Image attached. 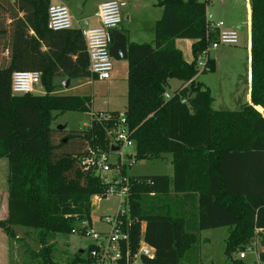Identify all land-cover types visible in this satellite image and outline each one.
<instances>
[{"label": "trees", "instance_id": "trees-1", "mask_svg": "<svg viewBox=\"0 0 264 264\" xmlns=\"http://www.w3.org/2000/svg\"><path fill=\"white\" fill-rule=\"evenodd\" d=\"M249 2L250 103L240 110H214L209 89L195 80L174 90L169 100L163 98L170 79L182 85L192 80L197 58L214 39L207 28L208 0H158L162 16L153 43L127 44L123 111L135 157L173 158L172 177L128 179L130 221L124 225L134 253L144 223V241L155 250L154 259H144L145 264H201L200 232L222 227L229 228L224 253L231 264H244L232 255L253 236L259 239L264 262V0ZM48 6V0H33L27 17L33 34H26L24 47V31L14 33L9 61L0 67V158L8 165L7 216L0 229L9 238H15V226L38 230L45 247L37 256L43 264H56L52 247H46L47 235L80 233L78 226L90 223V198L105 196L109 185L77 160L89 146L106 148L102 124L93 122L89 131L77 134L64 130L60 154L55 155L51 113H89L91 99L53 94L56 78L89 74L80 31L49 30ZM175 39L192 40V62L182 58ZM206 68L216 69L208 56ZM20 71L39 72L45 94L13 95L11 77ZM84 260L79 251L68 263Z\"/></svg>", "mask_w": 264, "mask_h": 264}, {"label": "rangeland", "instance_id": "rangeland-1", "mask_svg": "<svg viewBox=\"0 0 264 264\" xmlns=\"http://www.w3.org/2000/svg\"><path fill=\"white\" fill-rule=\"evenodd\" d=\"M78 0H65L72 14L75 17L91 15L96 3L103 0H84L82 10L77 7ZM158 0H126L127 6L122 9V22L127 23L125 13L134 12L145 21V37L142 42L153 43L154 26L152 20L156 17V12L161 8L157 5ZM205 1V0H201ZM207 13L212 14L214 21H222L225 26L233 23L238 26L229 27L238 32V44H221L213 49L208 45V57L213 59L216 69L213 72L208 70L197 75V81L208 88L213 99L211 107L221 111H237L249 103V92L251 83L250 71V46H251V12L247 4L242 0H209ZM129 24H134L131 17ZM122 23L120 24V26ZM119 26V27H120ZM174 47L181 52L182 58L190 63L193 61L191 52L192 40L175 39ZM5 42L0 41V67H4L7 62L5 56ZM127 62L126 60H113L112 78L108 81H93L91 77L74 78L68 87L61 84L58 78L54 80L56 88L54 95L61 96H84L91 99L90 109L93 112L99 111H123L127 100ZM182 82L177 79H170L166 92L171 93L181 86ZM45 94L42 84L35 87L34 95L41 96ZM50 127L54 129L53 144L56 145L55 155L60 154L58 148L61 139L66 133L77 134L84 131L83 125L91 120L89 113L66 112L61 114L53 111ZM58 126L64 129L57 130ZM65 130V132H64ZM60 132V133H59ZM69 145V144H68ZM69 148V147H67ZM65 152V151H63ZM122 159L114 154H108V161L112 165L111 173L102 174L98 171H89L94 176L99 177L103 183L117 181L119 178L133 179L135 177L166 175L170 174L171 168L169 158L166 154L158 158L135 157V143L132 148H121ZM126 154V155H124ZM114 163V164H113ZM118 167V168H116ZM121 171H124L121 177ZM7 161L0 158V217L5 212L7 201ZM108 183V184H110ZM169 194H173L170 190ZM90 205V223L87 231L101 232L106 230V225L101 221L102 217L113 216L119 210V200L115 196H108L106 199L92 197ZM2 219V218H0ZM144 227V223L141 225ZM15 238L6 236V243L0 252V264H43L37 256L39 251L45 247L40 242L39 231L31 228L15 226ZM3 233V232H0ZM229 235V228L222 227L216 229L203 230L199 234V260L201 264H231L225 251V241ZM5 236V235H4ZM92 240L77 233L70 235L55 234L47 235V246H51L53 261L56 264H69L73 257L91 242ZM247 247L255 248L260 252L259 239L253 236L246 244L238 248L232 255L233 260H241L238 253L244 251ZM244 264L254 262V255L247 252ZM261 261V260H260ZM264 264L263 261L259 262Z\"/></svg>", "mask_w": 264, "mask_h": 264}, {"label": "built area", "instance_id": "built-area-1", "mask_svg": "<svg viewBox=\"0 0 264 264\" xmlns=\"http://www.w3.org/2000/svg\"><path fill=\"white\" fill-rule=\"evenodd\" d=\"M125 6L126 2L123 0L101 2L96 12L99 21L98 26L80 30L88 59L87 71L93 81H105L110 78L113 69V59L109 53L113 42L112 32L122 23L121 12ZM206 20L207 28L214 36L209 44L211 48L215 49L221 44H238V32L236 30L225 28L222 21H213L211 15L206 14ZM47 28L53 32L71 30L73 28V17L70 9L64 4L49 5L47 9ZM207 49L197 58V74L189 82L181 84L178 90L187 87L191 81L197 79L198 74L207 70ZM39 84H41V74L39 72H14L11 77V93L13 95L34 94L35 87ZM173 96L174 91L171 93L165 92L163 98L169 100ZM180 102L186 104L187 99L180 97ZM89 114L91 120L88 124L83 125L84 131H89L93 122L102 124L106 133L107 146L106 148L99 145L89 146L86 153L78 157L77 160L85 171H98L102 174L111 173L112 162L108 161V154H114L122 159L121 148H132L134 145L126 114L124 111L115 114L91 111ZM113 146L118 149L112 151L111 147ZM105 183L108 184L110 181L108 180ZM108 185L105 196L93 195L92 197L106 199L108 196H115L119 200L120 210L113 216L108 215L101 218V221L107 227L104 231H87L89 225L87 222H83L78 226L82 229L80 233L73 231V233L92 240L82 250L85 260L80 264H145L144 259L153 260L155 250L145 243L143 237L144 227L142 226L137 250L132 253L130 249L129 231L124 225V221L125 223L130 221L128 215V180L119 178ZM247 252L254 255V262L251 264H260V252L257 253L255 248L247 247L244 251L238 253V258L244 260Z\"/></svg>", "mask_w": 264, "mask_h": 264}, {"label": "crops", "instance_id": "crops-1", "mask_svg": "<svg viewBox=\"0 0 264 264\" xmlns=\"http://www.w3.org/2000/svg\"><path fill=\"white\" fill-rule=\"evenodd\" d=\"M103 1H107V0H103ZM103 1H99L98 3H96L94 11L91 15H84L82 13L80 17H75L70 10L72 17H73V28L72 29L80 31L81 29H85V28L97 27L99 24V21L96 17V12H97L98 5ZM123 1L126 2V0H123ZM199 1H201V0H199ZM242 1L245 4H247V7H249V10L251 12L249 0H242ZM32 2H33V0H0V32L5 33L3 36H0V41L3 40L5 42L6 50H5L4 54L7 57L6 65L9 61V47H10L12 35L14 33L24 31L25 35L20 40V42L24 43V47H25V40H27L26 34H29V35L33 34V30L27 22L28 21L27 17H29L30 14L33 12L32 8L30 7ZM48 4L49 5H53V4H64V5H66L65 0H48ZM66 6L68 7V5H66ZM126 6H127V2H126ZM77 7H79V9L82 10L84 8V0H78L77 1ZM159 8H161V7H159ZM207 9H208V6H207ZM155 14H156V17L154 18V20L151 21V22H153V26H154V33H155L156 22L159 21V19L162 16V8H161L160 12H158V13L156 12ZM206 14L212 16V14L207 13V10H206ZM131 17L133 18L134 24H129ZM125 18H126L127 23L123 24V22H122V25L120 27H118L115 31H119V32L123 33L124 35H126L127 44H129V43L130 44L146 43V42H142L143 38L145 37V35L143 33L146 29L145 21L143 20V18L136 15L133 11L130 12V14H129V12L125 13ZM212 20H213V16H212ZM238 25L239 24L235 25L233 23L232 24L228 23L225 26V24H224L225 28L230 29V30H232V28H229V27H234V26H238ZM173 44H174V42H173ZM42 49L45 50V48H42ZM127 68H128V65H127ZM112 72H113V69H112ZM112 72H111L110 78L108 80H110L112 78ZM66 79L67 78H60L59 80L62 81V80H66ZM72 80L73 79H70V83L68 86H70ZM108 80H105V81H108ZM195 81H197V79ZM101 82H103V81H101ZM249 103H250V96H249ZM249 103H247V104H249ZM216 111H221V110H216ZM99 112H119V111H116V110L108 111L107 110V111H99ZM166 155H167V158H169V164H170V168H171L170 174H166V176L172 177V175H173L172 159L173 158H172V155H170V154H166ZM171 191H172V189H171ZM6 216H7V201H6V205H5V212L2 214V217H0V218H2L0 220L5 219ZM0 232H3V231L0 229ZM4 235H5L4 232L0 233V252L3 250V245L6 243V235L5 236ZM0 257H1V254H0Z\"/></svg>", "mask_w": 264, "mask_h": 264}, {"label": "water", "instance_id": "water-1", "mask_svg": "<svg viewBox=\"0 0 264 264\" xmlns=\"http://www.w3.org/2000/svg\"><path fill=\"white\" fill-rule=\"evenodd\" d=\"M113 42L110 46L109 53L113 60H127V37L119 31H113ZM70 83V79L62 80L61 84L66 88ZM64 129L63 126H58L57 130ZM117 147H111L112 151H116Z\"/></svg>", "mask_w": 264, "mask_h": 264}]
</instances>
